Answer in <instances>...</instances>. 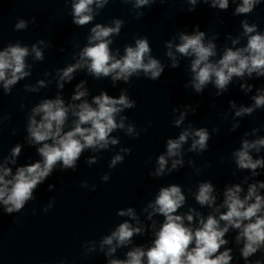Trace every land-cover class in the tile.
<instances>
[{"label":"clouds","instance_id":"clouds-1","mask_svg":"<svg viewBox=\"0 0 264 264\" xmlns=\"http://www.w3.org/2000/svg\"><path fill=\"white\" fill-rule=\"evenodd\" d=\"M156 2L157 0H123L125 4L131 3L135 10L150 7ZM199 2L201 0H187L190 5L187 11L194 12ZM202 2L214 9L226 11L229 8V0ZM232 2L236 4L233 15L239 16L252 13L262 0ZM108 3L109 0H71L70 15L73 24L82 27L92 23L99 10ZM143 15V12H136L138 19ZM31 23H36L35 17ZM124 23L122 19H114L110 25L95 23L90 28L87 44L80 48L78 53L73 54L75 62L56 70L54 78L58 91L55 98L42 99L31 108L27 117L25 140L28 145L36 147L40 159L18 166L13 172L10 165L17 164L23 147L18 143L11 148L8 156L0 160V206L4 213L21 212L29 201L36 198L34 196L36 189L58 166L64 171L69 169L75 171L80 157L86 150L99 153L109 150L110 146H117L120 140L112 135L113 132L121 130L133 138L140 135L134 124L126 123L128 117L122 115L125 110L136 107V101L129 97L127 89H121L118 97L110 96L107 91L102 90L89 101L87 81L81 80L75 85L71 102L66 103L60 94L65 84L70 83L79 70H86L88 75L96 79L110 78L113 87L119 81L127 84L133 76L139 77L141 74L152 81L161 77L165 65L152 56L147 37L136 38L134 46L125 45L123 55L120 54L119 48L115 51L111 49L112 37L120 34ZM240 23L241 35L236 37L229 35L227 38L231 41L232 47L226 46L220 54L215 42L219 34L206 38V33L200 30L199 25H196L191 33L181 31L165 42V55L170 61L169 67L178 68L181 57L190 58L191 78L184 85L185 88L191 87L199 94L211 84L216 89L215 95L220 96L227 91L233 78L243 80L246 76L251 78L254 74L257 78L264 77V32H260L255 23L250 24L247 20ZM28 24L29 21L19 19L14 27L18 31L24 30ZM242 38H246V44L237 47ZM48 47L50 44L41 39L30 47L17 41L0 50V87L5 95L10 94L19 81L31 75L33 65L27 62V58L31 56L33 61H42L44 49ZM49 75L50 73H45V76ZM49 83L51 81L40 79L35 85H25V90L39 92ZM253 87L247 82L240 85L245 93L252 92ZM251 99L253 103L250 106L237 107L235 101H229L234 113L232 118L235 121L232 124V131L240 126L236 118L252 115L257 109L264 108V88H257ZM23 107L21 105L22 109ZM189 109L193 113L196 112V108H192L191 105H184L183 110L180 107L172 109L173 125L182 130L176 138L167 139L164 153L156 157L154 171L148 173L150 177L159 178L183 167L184 145L188 144L189 140L191 143L188 152L199 154L208 149L211 134L207 128H195L191 123L184 126ZM70 116L71 126L65 130ZM260 130L253 128L250 133L246 132L245 138L241 140V146L232 152L237 169L250 170L251 177L259 176L258 169H264V157L253 156V153L259 154L264 149V136L258 135ZM212 131L217 133L219 129L214 128ZM250 135L256 138L248 139ZM130 153L131 148L121 147L111 158L109 169L123 163L125 155ZM97 159L96 155L89 156L86 163L95 164ZM188 164L195 167L191 159L188 160ZM199 171L197 168L196 172ZM110 178V174L105 173L101 180L108 182ZM249 179L247 176L244 178V183L248 185L246 192L240 183L225 185L223 199L219 204L217 203L219 193L213 183L210 180L200 182L197 191L192 195L201 207L207 206L212 210L206 218L195 208L178 214V210L186 203L182 187L178 184L163 186L143 209L147 219L152 221L150 228L154 239L150 246L133 244V237L144 235L146 226L136 209L127 207L118 210L117 216L129 219L119 223L110 234L103 236L98 242L86 241L83 245L84 254L99 251L107 258V264H231L233 250L226 247L229 240L225 237L229 230L233 229L237 232L236 244L242 245L240 255L245 264H264V256L254 261L249 259L257 252H264V194L261 192L264 190V181L252 180L248 183ZM81 186L87 188L88 184L84 181ZM55 187V184H49L48 191H53ZM95 190L96 185L93 184L91 191ZM54 202L50 200L42 211L48 212ZM32 212L35 214L36 209ZM157 215L164 218L159 227L157 221L153 219ZM130 245V249L124 254L125 258H117L118 249L128 248ZM60 264L64 262L61 261Z\"/></svg>","mask_w":264,"mask_h":264}]
</instances>
